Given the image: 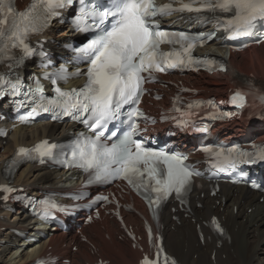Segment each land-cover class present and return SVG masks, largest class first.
Returning <instances> with one entry per match:
<instances>
[{
  "label": "snow or ice",
  "instance_id": "obj_1",
  "mask_svg": "<svg viewBox=\"0 0 264 264\" xmlns=\"http://www.w3.org/2000/svg\"><path fill=\"white\" fill-rule=\"evenodd\" d=\"M175 3L179 6L175 7ZM75 4H79V9L72 20L74 27L79 31L96 33L82 47L74 49L76 59L88 63L87 70L70 73L61 65L51 72L45 71L43 79L50 80L53 85L51 96L45 95L41 77H34L21 103V107L29 110L19 119L22 123L30 122L41 113H48L54 121L68 118L82 123L88 131L80 133L67 145L43 139L32 147L21 146L14 157L6 161V171L11 173L24 161L45 163L51 160L64 167L83 170L88 174L87 184L106 183L119 178L144 195L155 215V209L173 193L183 202L193 177L201 173L188 162L186 154L167 147L147 146L141 136L144 130L139 120H151L153 123L155 120L139 108L140 97L147 91L144 84L155 80V73L171 69L199 70L205 67L208 70H226L225 64L215 57L195 56L194 49L214 39L218 31L226 33L229 39L252 36L258 25L264 27V0H171L165 4H157L156 0H30L23 10L14 6V0H0V63L7 62L9 69L7 73L0 72V97L9 93L13 97L21 95L23 82L18 75L14 76V70L37 55L30 43L31 37L39 36L54 19L60 18L61 9ZM185 12L193 14L189 19L200 23L214 22V30L196 34L169 32L162 30L155 19ZM204 13L213 15L209 17ZM165 43L170 46L168 51L161 49ZM39 55L47 54L41 51ZM49 66L44 65L45 68ZM81 74L86 77L82 86L60 87V82ZM250 97L264 104V91L251 82L237 88L228 101H220L219 104L227 103L242 110L248 106ZM156 98L160 99L159 96ZM219 104L214 100L185 103L176 97L169 110L176 115L162 114L161 119H171L177 126L186 127L194 123L193 118L198 114L196 110L205 105L213 109L207 115L209 119H230L238 114L221 111ZM122 125L126 126V131ZM200 130L206 133L209 127L205 125ZM201 151L215 172H230L253 159L264 161V145H254L252 151L239 146L205 145ZM253 186L256 187L255 184ZM16 191L9 185H0L4 200ZM97 199L107 201L108 197ZM39 203L45 219L54 209L65 210L52 198ZM213 223L223 233L215 220ZM148 231L150 242L156 249V258L145 256L141 264H158L164 250L162 244L153 241L152 229ZM38 264L48 262L41 260ZM164 264H169L166 255ZM171 264H176V261L172 259Z\"/></svg>",
  "mask_w": 264,
  "mask_h": 264
},
{
  "label": "bare ground",
  "instance_id": "obj_2",
  "mask_svg": "<svg viewBox=\"0 0 264 264\" xmlns=\"http://www.w3.org/2000/svg\"><path fill=\"white\" fill-rule=\"evenodd\" d=\"M70 35L71 33L65 27H53L44 34L47 38H54L61 42L69 41L67 37ZM216 44L212 43L207 48ZM229 66V70L222 75L203 74L195 79L200 82L199 86L202 89L209 90L218 97H223L226 89L237 86L238 80H241L245 73L254 72L262 78L264 76V43L260 47H251L237 57L231 55ZM248 128L246 120L242 118L219 131L222 137L231 139L239 137ZM59 133L61 132L57 130V126L48 127L43 123L27 128H16L5 139V143L0 146V177L4 159L12 153L13 147L28 146L37 139L58 136ZM14 178L17 185L31 186L33 193L44 190L47 186H57L59 183L67 182L64 172L56 173L43 170L34 165L21 168ZM231 191L230 187H222L220 195L225 197L224 202L220 201V196L209 197L207 193H204L203 197L198 196L194 203L199 201L202 203V207L195 206L188 219L181 217L180 213L168 211L164 214L166 249L175 255L182 264H264V198L263 202L259 201V195L255 196V193L242 186L233 190V193ZM216 201H219L218 205ZM249 208L250 212H248ZM211 213H218L225 218L228 233H230V238L222 249H215L214 243H209L207 240L202 246L195 233L196 224H202L203 220L207 219L206 217ZM2 214L5 218L0 219V241L4 240L5 242L0 246V264H22L32 256L31 251L37 245L31 244L24 250L17 248L16 251H12V246L8 244L12 240V229L25 225L26 215L19 213L9 215L7 212ZM173 216L179 217V224L172 219ZM126 220L133 223L137 221L135 216L128 217ZM105 224L111 235H113V230H118L116 221L112 219H106ZM3 227L5 230L1 231ZM92 228L95 234L88 235V237L97 247L99 255L109 259L110 264H135L137 262L139 251L131 249L128 242L119 241L113 236L111 239H107L98 224L93 225ZM76 239L77 237L72 232L53 234L46 241L40 243V250L35 253H40L46 245L51 244L52 248L56 249L62 242L68 245L70 240ZM197 242L198 245L195 244ZM77 244L76 253L63 250L74 259L76 264H83L85 261L91 263L96 259L97 256L88 251L86 244L81 242H77ZM213 251H215L214 263L210 258ZM258 254H261V257ZM222 255L225 256V259H222Z\"/></svg>",
  "mask_w": 264,
  "mask_h": 264
},
{
  "label": "rangeland",
  "instance_id": "obj_3",
  "mask_svg": "<svg viewBox=\"0 0 264 264\" xmlns=\"http://www.w3.org/2000/svg\"><path fill=\"white\" fill-rule=\"evenodd\" d=\"M258 255H260V257H261V254H258ZM258 257H259V256H258ZM260 257H259V258H260ZM195 258H196V257H195ZM222 258H224V255H222Z\"/></svg>",
  "mask_w": 264,
  "mask_h": 264
}]
</instances>
